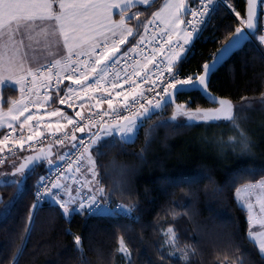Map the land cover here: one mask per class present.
I'll return each instance as SVG.
<instances>
[{
  "label": "trees",
  "instance_id": "trees-1",
  "mask_svg": "<svg viewBox=\"0 0 264 264\" xmlns=\"http://www.w3.org/2000/svg\"><path fill=\"white\" fill-rule=\"evenodd\" d=\"M223 1L228 7L229 0ZM161 2L133 8L143 15L132 24L145 23ZM231 3L233 8L216 6L206 39L194 43L180 67L182 73H201L203 64L238 27L235 11L244 17L246 0ZM255 36L260 37L259 31L210 77V92L232 102L239 129L228 120L190 126L166 123L148 141L146 123L168 115L169 108L170 115L177 112L170 105L144 121L134 142L100 148L102 155L94 157L96 171L105 192L112 194L113 205L135 206L128 217L74 212L66 218L58 205L46 199L29 225L34 190L46 163L23 179L10 177L20 180L18 185H8L9 180L1 177L0 264H13L14 258L15 264H127V257L118 251L121 238L130 250L131 264H234L235 246L240 249L236 255L251 264H264L248 237L246 211L237 197L240 186L264 178V111L235 110L237 104L264 98V47L254 42ZM2 95L4 106L15 96L6 88ZM176 102L192 112L213 106L199 92L180 94ZM241 130L249 139L248 151H242ZM229 137L237 139L230 144ZM3 167L0 173H6ZM169 226L176 232L175 249L165 243ZM76 236L82 238V253L74 243ZM180 250L188 253L186 261L180 259Z\"/></svg>",
  "mask_w": 264,
  "mask_h": 264
},
{
  "label": "snow or ice",
  "instance_id": "snow-or-ice-1",
  "mask_svg": "<svg viewBox=\"0 0 264 264\" xmlns=\"http://www.w3.org/2000/svg\"><path fill=\"white\" fill-rule=\"evenodd\" d=\"M258 2L261 7H264V0H258ZM247 3V19H244L239 11H235L243 28L237 27L228 42L213 54L211 62L203 64V74L198 71L194 75L181 77L179 67L186 62V57L191 52L195 40L198 39L215 8L216 0H198L195 10L189 8L185 0H174V3H166L160 11L153 12L152 18L143 24H132L134 19L139 22L140 16L143 15L139 9L135 12H132V9L137 4L147 8L151 5V0H0V87L6 84L16 85L21 94L19 100L11 102L7 112L3 111L2 104H0V128L10 129L8 132L0 133V152L7 149L12 155H18L14 151L17 148L20 151H25L35 147L33 144H27L26 148V143L42 136L39 124L36 125L37 130L25 139L23 135L13 136V133L17 132L13 122H17L19 129L23 130L30 121L42 119L37 114H29L22 122L20 121V117L29 112L33 104L42 106V104L48 103L51 97L48 95L47 89L55 91L62 104L74 98L83 99L89 92H95L98 89H103L110 97L113 95L112 90L121 89V91L115 92V96H123L124 110L129 113L124 115L114 108L113 99L103 100L100 97L96 98L98 102L107 103L108 109L111 111L97 113L89 117H82L81 112L78 111L75 116L80 117V120L69 118L59 110L48 113L52 117L60 116L67 121L68 125H73V133H85L86 128L88 129L87 135L77 137L72 134L73 143L68 150L62 153L57 151L56 155L61 161H68L71 158L67 169L71 170L72 163H75L76 171H80L83 160L85 157L87 158L90 165L87 171L91 173V180L87 183L91 194L83 196L77 191V195H80L79 201L71 195L65 198L60 194L61 184L56 179L49 181L42 177L37 186L36 203L29 211V225L34 218L35 209L45 198H50L55 205H58L66 218L74 212L85 215L120 216L130 215L135 210L134 205L127 207L117 205L115 208L111 206L112 194L105 192L103 181L96 171L94 157L102 155L100 152L102 147H114L116 143L134 142L138 138L139 129L143 126L144 121L150 119L157 110H163L170 106L173 98L183 94L182 90L185 88L199 90L209 102H217V98L210 92V77L217 66L223 63L241 45L242 41L249 38V33L257 31L259 17L264 16V13L257 11V0H247ZM228 7L233 8L231 0L228 2ZM165 11H167L166 17L162 16ZM189 13L193 19L185 18ZM114 15H118L119 19H113ZM158 20L164 24V28L160 29L163 35L160 40H156L155 37L153 40L160 47L152 46L151 53L145 55L147 62L143 64V67L147 71L142 75L141 71L134 67L140 61H132L131 54L137 52L139 46L145 41L144 35L138 31L139 28L143 27L147 32L150 25L158 27L156 25ZM173 35L182 36L183 42L179 40L174 42ZM137 36L139 39H136ZM36 37H42L49 48H59L62 44L65 54L60 55L58 59L33 66L34 54L37 51L33 45L40 43ZM259 38L261 42H264V35H260ZM132 40H136V43L133 44ZM149 43L151 44L152 41ZM127 45L131 46L127 47ZM164 45L168 46L167 49ZM121 46L126 47L122 49ZM168 51L172 55L166 60L157 58L158 52ZM129 61L132 65L131 71H128L126 67ZM115 65H121L125 70L122 74L117 73L113 77L109 70ZM149 65H153V67L149 68ZM154 77L158 78V82H153L151 87L143 90L137 96L136 93L141 89V83L137 82L136 78L147 84ZM64 80L70 81V85H65V88L61 89L60 84ZM126 84H130L128 90L124 89ZM71 85L79 87L73 88ZM40 88L45 91L41 93ZM144 92H152L154 96H146ZM33 96L38 98L42 96V102L40 99L34 101ZM130 96L132 101L127 103ZM155 96H158L159 99H154ZM218 102L219 108L205 111L197 109L194 112L185 111L180 105L178 112L187 117L188 125L186 126H190L193 122L207 123L228 120L234 128L239 129L233 105L224 99H220ZM137 104H139V108L132 111ZM97 116H99V123H97ZM105 116L110 119L104 120ZM172 120H176L175 115ZM47 127L49 129L54 127L56 132H61L65 125L57 121L55 125L48 123ZM91 128L97 130L91 131ZM68 137L69 133L63 132V136L55 138L54 143L63 146ZM236 139V137H229V143H233ZM239 142L242 151L250 150L249 139L242 130ZM38 143L43 144L44 140L41 139ZM49 152H51V147L47 152L41 149L37 155L23 157L18 166L13 165L14 171L11 172V176L19 175L23 179L29 172L34 171V168L43 159H47L50 166H55L56 162L48 158ZM0 175H7V173H0ZM20 182V180H9L8 185H18ZM256 189L264 192V180L248 184L244 190L254 191ZM244 206L249 210L248 219L251 227L252 205L245 203ZM261 208L264 210V203L261 204ZM165 235L167 236L165 243L171 244L175 249L177 241L175 229L169 226ZM249 235L258 244L261 254L259 258L264 260V233L257 236L249 231ZM74 243L77 250L82 253V238L74 237ZM118 251L127 257V264H131V253L123 238L119 240ZM180 251V259L186 261L188 253ZM192 251L194 252L195 249ZM236 253H240L238 246H235V252L232 254L234 264H251V261L236 255ZM174 254L175 252H169V256ZM161 259H165V257L161 255ZM13 264H15V258Z\"/></svg>",
  "mask_w": 264,
  "mask_h": 264
},
{
  "label": "built area",
  "instance_id": "built-area-1",
  "mask_svg": "<svg viewBox=\"0 0 264 264\" xmlns=\"http://www.w3.org/2000/svg\"><path fill=\"white\" fill-rule=\"evenodd\" d=\"M217 5H222L223 7L228 8L223 0H216L215 8H216ZM197 6H198V0H196L189 8H191L192 10H195ZM215 8L211 12L209 18L207 19V23L204 26L203 31L199 34L198 39H196L195 42H198V41H200L202 39L203 40L206 39L205 38V35H206L205 34V30H206V28L208 27V25L211 22V17L215 13V10H216ZM132 12H135V11H132ZM229 12H231V11L229 10ZM259 13H264V7H260ZM151 18H152V16L148 17L147 20H149ZM185 18L186 19H193L191 17L190 13ZM118 19H119V17H118ZM147 20L145 21V23L147 22ZM237 22H238V27L242 28L243 25L240 23V20L237 19ZM156 25L158 27H153V26L150 25L149 26V30L147 32H145V30L142 27L140 34L144 35V37H145L144 44H141L139 46V48L137 49V52L131 54V60L132 61H135V60H139L140 61V63L135 64L134 67L137 68L138 70H140L142 75L147 71V69H145L143 67V64L147 62L146 59H145V55L151 53L152 46H155L157 48L160 47L159 44L155 43V41L153 40V37H155L156 40H160L162 38V35H163V33H161L160 29L164 28V26L161 23H159L158 21H156ZM182 27H184V25H182ZM258 31H259L260 35H264V16H260L259 17ZM136 39H139V36H137ZM177 40H179V39L175 35H173V41L175 42ZM149 41H152V43L150 44ZM132 43L135 44L136 40H132ZM262 44H263V47H264V42H262ZM130 46L131 45H127V47H130ZM125 47L126 46H121L122 49L125 48ZM164 47L167 49L168 46L164 45ZM193 49H194V45L191 48V52H192ZM141 50H143V51H141ZM171 55H172V53L170 51L165 52V53L158 52L157 53V58L166 60ZM122 64H124L123 61H122ZM126 67H127L128 71L132 70L131 61L128 62V65H126ZM148 67L152 68L153 65H149ZM180 67H181V65H180ZM180 67H179V75L181 77H185V76H188V75H194V74H184V73H182ZM124 70H125V68L122 67L121 65H115V66L111 67L109 71H110L111 76L114 77L117 73H121L122 74ZM136 79H137V82L141 83V89L137 90V93H136L137 96L143 90L151 87L153 82H158V78H155V77L153 79L149 80V82L147 84H144L143 82H141L139 80V78H136ZM65 85H70V81L64 80L63 83L60 84V88L64 89ZM71 86L73 88H78L79 87L78 85H71ZM4 88L10 90L15 95L9 101V103L6 106H4V99H3V95H2V91H3ZM129 88H130V84L124 85V89L125 90H128ZM39 91L41 93H43L45 91V89L40 88ZM116 91H121V89L112 90L113 95L110 97L103 91V89H98L95 92H89L87 96L83 97V99L74 98L73 100L66 101L65 103L62 104V103L59 102L60 97L56 95L55 91H53L52 89H47L48 95L51 97V99L48 101V103L47 104H42V106H37L36 104H33L30 107V111L26 112L24 114V116L20 117V121L21 122L29 114H37L38 116L42 117V119H39V120L34 119L33 121H30L24 127L25 130L23 132H26V133L20 134L17 131L15 133H13V136L23 135L25 137V139H26L28 135H32L34 133V131L37 130L36 129V125L37 124H39V129H41V127L43 125H45V124L52 123L53 125H55V123L57 121H59L61 124L65 125V128L61 132H56V130H55V131H51V132L42 133L41 137L35 138L33 141H27L26 148H27V144H33V145H35V147L32 148V149H27L25 151H20L17 148L14 151L17 152L18 155H12L11 153H9L7 151V149H5L3 152H0V161H2V162H0V167L2 165L7 164V163H13L16 160H19L20 158H22L23 156H25L27 154H30V153H33V152H36V151H39V150L43 149L46 146H53L54 149H55V153H54V156L51 159L54 160L56 162V164H55V166H50L48 161H46V172H45V174L42 177L46 178V180H49V181L52 180V179H56L58 183L63 181V180H71L72 183H73V186L76 189H79V187H80V179H78L77 176L81 175L82 171L85 169V159L82 162V167H81L80 171H76V164L75 163H72V169L68 170L67 169V164L69 162H71V158L68 161L59 160L57 158V155H56V153H57L56 150L58 148L66 146L67 148L63 149V151H61V153L67 151L68 148L70 147V145L73 143V141L71 140V135L75 134L77 137H79L81 135H87L88 129L86 128L85 133H80V132L73 133V125H68L67 121L63 120L62 117H60V116L52 117V116H49L48 113H51L54 110H59L64 115H67L69 118H72L74 120H80V117H76L75 116V113L78 112V111L81 112V116L82 117H89V116H92V115L97 114V113H103L105 111H111V110L108 109L107 103H99L98 102V100L96 98L100 97L103 100H106V99H109V98L113 99V107L116 108L118 111H120L122 114L128 115L129 113L124 110V104H125L124 98H123V96L116 97L115 96V92ZM20 95L21 94H20V92L18 90V86H16V85L6 84L5 86L0 87V104H2L3 111L7 112L8 107L10 106L11 102L19 100L20 99ZM61 95H63V92H61ZM144 95L149 96V97H153L154 93H152V92H144ZM89 97H91V99H89ZM32 99L34 101L37 100V99H40L41 102H42V96L39 97V98L33 96ZM154 99L158 100L159 97L155 96ZM131 101H132V97L130 96L129 97V101L127 103H131ZM80 105H83V107H80ZM138 108H139V104H137L136 107L132 109V111H135ZM113 115H115V113H113ZM103 119L104 120H108V119H110V117L105 116ZM99 122H100L99 116H97V123H99ZM81 123H84V121H81ZM14 126L18 127L19 124L16 122L14 124ZM17 129H19V127ZM52 129H55V128L53 127ZM96 130H97L96 128H91V131H96ZM8 131H10V129H8L7 127L0 128V133L8 132ZM63 132H68L69 133L68 139H66L64 141V145L63 146L60 145V144H55L54 143L55 138L62 137L63 136ZM53 133H55V135H53ZM41 139L44 140L43 144L38 143V141L41 140ZM9 147H11V145H9ZM40 181H41V179L37 183L36 188L34 190V195H33L34 196V204L36 203L37 186L40 184ZM41 192H43V189H41ZM46 199L47 198L41 200L39 205L37 206V208H39L45 202ZM111 206L113 208H115L117 205H113L112 204ZM89 215H91V214H89ZM121 216L128 217V215H121Z\"/></svg>",
  "mask_w": 264,
  "mask_h": 264
},
{
  "label": "rangeland",
  "instance_id": "rangeland-1",
  "mask_svg": "<svg viewBox=\"0 0 264 264\" xmlns=\"http://www.w3.org/2000/svg\"><path fill=\"white\" fill-rule=\"evenodd\" d=\"M187 2H188V0H185L186 4H187ZM166 3H174V0H164L162 2V5L159 6L160 8L158 9V11H160L164 7V5ZM162 16L166 17L167 16V11L163 12ZM158 22L163 24V22L160 21V20H158ZM181 27H182V25H181ZM177 31H179V30L177 29ZM176 37L181 42H183V37L182 36H176ZM253 39H254V42L255 41L259 42L260 41L258 36H255ZM34 47L37 49V51L35 53L37 54L38 57H40V56H44L45 55L44 49H47L48 46H47V44H42V45H36ZM54 54L56 56L57 52L55 51ZM54 54H52V57L54 56ZM180 105L183 106V110L189 111L185 104H180ZM240 107L248 109V110L254 109V110L264 111V98H259V99H255V100H248V101L243 102L241 104H237V105H235V110L239 109ZM168 110H169V114L168 115L164 116V115L161 114V117H158L157 119L151 121L150 123H146L145 129H146V132H147V140L148 141H150L151 137H153L152 136V135H154L153 132L155 131V129L158 128L157 125H165L166 123H174V124L175 123L176 124L177 123H179V124L188 123L186 116L180 115L178 111L177 112H173L170 115L171 108H169ZM174 115L176 116V120L175 121L172 120V117ZM55 130L56 129H49V130H46V131H42V133L51 132V131H55ZM17 163H18V160H16L13 163L5 164V165H8V166L4 165V167L1 170L3 172L8 173L9 175L8 176L0 175V182L2 181L1 177H3V179L6 180V181L10 180V177H12L10 175V173H11V171L14 168L11 169L9 164L17 165ZM89 166L90 165H89V163L87 161V158L85 157V169L82 171L81 175L77 176V178L80 179V187H79V189H76L73 186V183H72L71 180H63V181H61V182H64L65 185L67 186L66 188L64 187L65 185L63 186V189H64L63 191L67 192L71 196H74L77 199V201H79L80 195L87 196V195L91 194L89 192L88 183H87L89 180H91V173H89L87 171ZM118 174H119V172H118ZM124 174H125V172L123 171L121 173V175L124 176ZM117 176H119V175H117ZM262 180H264V178L259 180V181H257V182H260ZM257 182H255V183H257ZM255 183H252V184H255ZM249 184H251V183H249ZM246 185H248V184H244V185L239 187L240 191L238 192V194H237L238 196L237 197L239 199L238 200L239 203L244 207V209L246 211L247 219L249 217V210L244 205H245V203L252 205V209H251L252 224H251V227H250V230H251L252 228H255V227L264 226V210H262V208H261V204L264 203V192H261L260 189H256L254 191H252V190L245 191L244 189H245ZM61 186H62V184H61ZM77 191H79L80 195H77ZM115 205H121V204L115 203ZM248 223H249V219H248Z\"/></svg>",
  "mask_w": 264,
  "mask_h": 264
},
{
  "label": "crops",
  "instance_id": "crops-1",
  "mask_svg": "<svg viewBox=\"0 0 264 264\" xmlns=\"http://www.w3.org/2000/svg\"><path fill=\"white\" fill-rule=\"evenodd\" d=\"M164 0H162L163 2ZM152 2V0H151ZM162 2L160 4V6L162 5ZM191 0H188L187 2V6L189 7V4H190ZM139 6H144V5H140V4H137L134 8L136 7H139ZM160 7H158L154 12L158 11ZM115 11V10H114ZM118 15H114L113 19L117 20L118 18ZM164 26V24H162ZM37 40L40 41V43L38 44H35L33 46H36V45H42V44H46L44 41H43V38L42 37H36ZM55 48V49H54ZM57 52V55L53 56L52 57V54H54V52ZM44 53L45 55L44 56H40L38 57L37 54L35 53L34 54V60H33V66H38L39 63H45V62H49V61H52L53 59H58L60 58V55H64L65 53L63 52V48H62V44L59 46V48L56 49V47H52V48H49L47 47V49H44ZM13 123H16V122H13ZM48 124H45L41 127V129H39V131H46V130H49V128L47 127ZM17 127V126H16ZM19 127V126H18ZM17 127V128H18ZM25 129L23 130H20V129H17V131L20 133V134H24L26 132H23ZM60 184H62L61 188L59 191H60V194L61 196L67 198L69 196V194L67 192H64L63 190V186L65 185L64 182H60ZM55 191V190H54ZM50 201L51 199L48 198ZM77 200V199H76ZM52 202V201H51ZM54 203V202H53ZM75 206V205H74ZM63 211V210H62ZM250 231H252L251 233L257 235V236H260V234L264 233V226H260V227H255V228H252ZM248 237L249 239L255 244L258 252H259V247H258V244L255 240L252 239V237L248 234ZM260 254V253H259ZM261 255V254H260Z\"/></svg>",
  "mask_w": 264,
  "mask_h": 264
},
{
  "label": "water",
  "instance_id": "water-1",
  "mask_svg": "<svg viewBox=\"0 0 264 264\" xmlns=\"http://www.w3.org/2000/svg\"><path fill=\"white\" fill-rule=\"evenodd\" d=\"M247 11H248V3H247V0H246L245 11H244V19H247ZM257 11H258V13H259V11H260V5H259L258 0H257ZM257 31H258V28H257ZM257 31L254 32V33H249V34H248V37H249V38H248L247 40H245V41H242L241 45H240L237 49H235V50L233 51V53H235L236 51L240 50V49H241V48H242V47H243V46H244V45L250 40L251 36L254 35L255 33H257ZM234 33H235V30H234V32L232 33V35L228 38V40L233 36ZM228 40H227V41H226V42H225L220 48H222V47L228 42ZM233 53H232V54H233ZM232 54H230V56H229L224 62H226V61L231 57ZM207 62H211V59H210L209 61H207ZM224 62H223V63H224ZM223 63H221L220 65H218L217 68L214 70V72H215V71H216V70H217V69H218ZM200 74H203L202 71H201ZM170 91H171V90H170ZM191 92H199L200 95H201V96H202V97H203L208 103H210V104L213 105L211 108H219V107H220V104H219L218 101H219L220 99H224V100L229 101L228 99L218 97V96L214 95V94L211 92L212 96H214L215 98H217V102L212 103V102H209V101L205 98L204 94H203L201 91H199V90H192V89H190V88H185V89L182 90V93H191ZM176 99H177V97H174V98H173V102L171 103V105L174 106L175 109L178 111V104H177V102H176ZM229 102L232 104L231 101H229ZM232 105H233V104H232ZM211 108L201 109V110H202V111H205V110H208V109H211ZM163 110H164V109H163ZM163 110H157L156 113H155L154 115H156V114H158V113H161ZM154 115H153V116H154ZM49 147H51V152L48 153V158L51 159V158L53 157L54 153H55L54 147H53V146H46V147L43 148V150H44L45 152H47L48 149H49ZM40 151H41V150L36 151V152H34V153H31V154H29V155H37V154L40 153ZM29 155H26V156H29ZM24 157H25V156H24ZM22 158H23V157H22ZM22 158L18 161V163H17L16 166H18V165L22 162ZM45 161H48V160H47V159H43V160H41V161L39 162V164L42 163V162H45ZM39 164H38V165H39ZM12 171H14V169H13ZM12 171H11V172H12ZM10 175H11V173H10Z\"/></svg>",
  "mask_w": 264,
  "mask_h": 264
}]
</instances>
